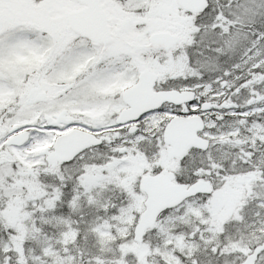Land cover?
<instances>
[{
  "label": "snow or ice",
  "instance_id": "6c2138e0",
  "mask_svg": "<svg viewBox=\"0 0 264 264\" xmlns=\"http://www.w3.org/2000/svg\"><path fill=\"white\" fill-rule=\"evenodd\" d=\"M45 202L65 229L33 225L36 252ZM17 206L0 264H264V0H0V216Z\"/></svg>",
  "mask_w": 264,
  "mask_h": 264
},
{
  "label": "rangeland",
  "instance_id": "374dc122",
  "mask_svg": "<svg viewBox=\"0 0 264 264\" xmlns=\"http://www.w3.org/2000/svg\"><path fill=\"white\" fill-rule=\"evenodd\" d=\"M135 181V174L131 176L129 184ZM37 196H43V189L37 183H31L28 187L27 193L24 195H18L17 199H24L25 202H31V199ZM140 201H143V197H140ZM138 206H142V203H138ZM37 211L34 214V219L29 220L26 225L28 228L29 241L26 246L28 249H34L36 252H39L40 246L42 243L46 242V238L42 232L36 230V227H42L43 231L48 234V236L53 237V242H55V238L60 235V232L65 229V224L61 220H57L53 218V213L47 210L46 202L44 204H37ZM81 212H83V216H81ZM55 214L57 216H61L64 218H68L70 220H80V227L87 228L88 223L94 221L96 215L98 214L95 208H89L84 206L83 208L77 207L75 210L68 207L67 204H61L56 208ZM123 220L127 221L128 217H123ZM20 221V213L18 211V206L16 208H11L6 215L0 216V237H3V225L6 222H18ZM87 222V223H86ZM231 229H229L230 231ZM233 230V229H232ZM84 233H81V239L79 240L80 247L84 248L89 254H96L99 251V245L96 244V238L89 234L88 239L85 240ZM146 241H150L153 246L159 244L162 239V234L157 233L155 229L153 231L148 232L144 238ZM59 247V245H57ZM112 248H115V245H111ZM144 251V249H141ZM113 253L109 252L108 256H112ZM116 256H119V252L115 253ZM158 259V258H157ZM127 264H136V258L133 255H129L127 258Z\"/></svg>",
  "mask_w": 264,
  "mask_h": 264
},
{
  "label": "water",
  "instance_id": "95a60500",
  "mask_svg": "<svg viewBox=\"0 0 264 264\" xmlns=\"http://www.w3.org/2000/svg\"><path fill=\"white\" fill-rule=\"evenodd\" d=\"M158 204V202H156ZM153 222V218L151 216L146 217L144 224L147 226L148 224Z\"/></svg>",
  "mask_w": 264,
  "mask_h": 264
},
{
  "label": "flooded vegetation",
  "instance_id": "af4514ba",
  "mask_svg": "<svg viewBox=\"0 0 264 264\" xmlns=\"http://www.w3.org/2000/svg\"><path fill=\"white\" fill-rule=\"evenodd\" d=\"M238 228H241V226H240V225L231 226V227H230V229H231L230 232L235 234V232H237V229H238ZM232 229H233V230H232ZM237 234H238V233H237ZM145 236H146V235H145ZM144 238H145V237H144Z\"/></svg>",
  "mask_w": 264,
  "mask_h": 264
},
{
  "label": "trees",
  "instance_id": "16d2710c",
  "mask_svg": "<svg viewBox=\"0 0 264 264\" xmlns=\"http://www.w3.org/2000/svg\"><path fill=\"white\" fill-rule=\"evenodd\" d=\"M66 199H67V197H66ZM242 227V226H241ZM237 233V232H236Z\"/></svg>",
  "mask_w": 264,
  "mask_h": 264
}]
</instances>
